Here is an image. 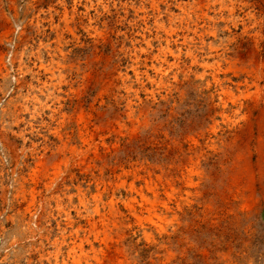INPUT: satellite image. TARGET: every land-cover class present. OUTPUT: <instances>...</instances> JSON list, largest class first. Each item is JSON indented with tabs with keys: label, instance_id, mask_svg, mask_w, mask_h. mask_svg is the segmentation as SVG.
I'll use <instances>...</instances> for the list:
<instances>
[{
	"label": "rangeland",
	"instance_id": "obj_1",
	"mask_svg": "<svg viewBox=\"0 0 264 264\" xmlns=\"http://www.w3.org/2000/svg\"><path fill=\"white\" fill-rule=\"evenodd\" d=\"M0 264H264V0H0Z\"/></svg>",
	"mask_w": 264,
	"mask_h": 264
},
{
	"label": "bare ground",
	"instance_id": "obj_2",
	"mask_svg": "<svg viewBox=\"0 0 264 264\" xmlns=\"http://www.w3.org/2000/svg\"><path fill=\"white\" fill-rule=\"evenodd\" d=\"M140 6V5H139ZM176 6V5H175ZM138 7V6H137ZM155 7V6H154ZM139 9V8H138ZM169 9V8H168ZM144 10V9H143ZM155 10V9H154ZM159 12V11H158ZM153 14V13H152ZM146 18V17H145ZM184 20V19H183ZM164 22V21H163ZM161 23V22H160ZM147 24V23H146ZM182 24V23H181ZM197 29V28H196ZM182 30V29H181ZM188 36V35H187ZM191 36V35H190ZM176 38V37H175ZM191 38V37H190ZM181 40V39H180ZM177 42H178V40H177ZM177 45V44H176ZM168 46H170V45H168ZM210 47V46H209ZM160 48V47H159ZM171 49V48H170ZM211 49V48H210ZM163 51V50H162ZM191 52V51H190ZM188 53V52H187ZM216 53V52H215ZM152 54V53H151ZM154 54V53H153ZM194 57V56H193ZM159 58V57H158ZM191 60V59H190ZM152 63V62H151ZM175 63V62H174ZM202 63V62H201ZM186 64V63H185ZM191 64V63H190ZM209 65V64H208ZM181 68V67H180ZM195 68V67H194ZM186 73V72H185ZM201 73V72H200ZM190 77V76H189ZM191 78V77H190ZM39 101V100H38ZM27 104V103H26ZM23 108V107H22ZM17 109V108H16ZM15 109V110H16ZM18 112V111H17ZM16 116V115H15ZM52 116V115H51ZM17 117V116H16ZM61 141V140H60ZM36 162V161H35ZM39 163V162H38ZM32 168V167H31ZM51 180V179H50ZM48 185V184H47ZM51 186V185H50ZM33 194V193H32ZM94 219V218H93ZM74 245V244H73ZM71 248H72V246H70ZM70 248V249H71ZM68 255V254H67Z\"/></svg>",
	"mask_w": 264,
	"mask_h": 264
}]
</instances>
